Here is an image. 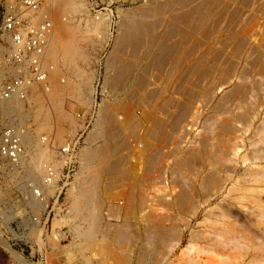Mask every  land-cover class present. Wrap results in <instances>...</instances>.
Instances as JSON below:
<instances>
[{
	"label": "rangeland",
	"instance_id": "rangeland-1",
	"mask_svg": "<svg viewBox=\"0 0 264 264\" xmlns=\"http://www.w3.org/2000/svg\"><path fill=\"white\" fill-rule=\"evenodd\" d=\"M83 1H85L84 3L86 8L88 7L87 11H89L90 15H98L97 17H100L103 13H111L113 18V34L108 41L109 43L99 49L100 60L94 65L98 69V79L94 81L96 93L93 108L89 110L87 106L67 96L63 99L64 103L62 106L65 108V113L72 115L77 122L79 121L76 125L78 129L76 128L77 131L75 133L79 136V147L77 146V148L82 149V147L91 144L90 141L97 145L104 141L102 140V136L87 140L89 133L93 129L95 109L103 99L109 98L110 100L121 101L122 105L123 103L127 105L128 109L130 108L133 112L135 111V115L141 118L136 120L132 127L131 125L128 127V131L130 132L126 131L127 129L124 132L120 130L118 133L119 136H117L119 138L117 139L115 137V140L117 139L116 141L120 140V149H117L119 155L117 156L124 158V163H121V167L123 165L125 166V168L123 167V175H125L123 178L119 177L117 180L120 183L113 185V187L112 185L108 186V182H110L108 181L110 180L109 177L106 174L101 175L102 185L100 186V190H107L105 191L107 192L106 194H102V198H105L108 202L102 204L100 212L103 215L104 225L106 224L105 232L108 234V238L107 244H101L97 241L96 245H105L106 250L109 251V253L105 251V254H107V257L105 256V259H107L106 262L108 264H122L125 262L126 257L129 259L128 255L131 252L132 255L129 256L130 259H133H126L129 261L126 264H136L137 261L140 264H177L176 261L179 264H192L194 262L199 264H264V67L261 68L258 62L248 64L242 60L238 73H242L241 70L243 71L245 68L246 71L248 70L243 74L245 75L243 79H240L241 81L239 80L237 86H234L237 83L236 80V82L234 81L216 90L213 97L211 96L213 90V67L210 64L212 63V58L210 56L211 51H209L210 45L213 42L212 39L207 40L202 35V37H199L198 34L199 38L194 37L197 39L193 47L188 46L189 48L186 54L188 57H185L187 62L182 67H179L180 69L177 68V70H174L169 68L171 67V62L165 61L162 69L157 72L159 74H150L151 81L149 80L150 82L147 85L139 84L133 76L123 77V81L120 80V82H117L118 85L115 86L116 88L119 87V89H112V92L115 93V96H113L114 93H107L108 89L104 87L103 82L105 75L110 74L109 70L105 67V61L112 50L113 37L119 33L117 29L119 14L117 11L122 7V9L131 8L134 4L136 6L141 5L146 0H138L133 4L129 0ZM3 2L7 3V0H0V10L2 9ZM66 15L64 13L62 18L66 19ZM248 15L249 13L247 12L243 16ZM258 36L255 33V37L253 38L259 39ZM173 38L176 39V36L172 35L169 39L174 40ZM201 42L203 43L201 44ZM215 42L216 45L219 44L218 41ZM3 44L5 42L3 41V34L1 33L0 45ZM218 46L226 48V52L229 51L227 55H232L231 53L235 49L232 42L230 45L227 44V46L223 44ZM141 51V49L138 50L136 54L140 55ZM131 52L133 51L128 49L120 50L121 57L127 59L131 57ZM248 52L247 50L246 55ZM1 53L0 51V69L10 66L7 61L5 62L1 59ZM94 53L96 51L91 49V56ZM199 56L202 57L200 58ZM204 57L207 58L205 59ZM196 59L197 61L201 59L198 62H202V69L198 70V72H190V67L187 66L196 63ZM85 65L84 63H80L82 68ZM87 67L89 68V66ZM87 67L85 66L84 68L87 69ZM142 70H138V72ZM189 73L190 76H188ZM12 74L14 75L15 73L6 74L7 76L5 78L12 76ZM62 76H64L63 73H58L57 79H66L65 76ZM208 77L210 78L208 79ZM2 81L0 80V91ZM158 85L159 88H164V95L161 98V102H166V107L170 109L163 108L160 103H153L147 96L150 90L156 89V87L158 88ZM116 90L119 91L117 92ZM187 91L189 92V96ZM0 97H3L1 92ZM119 98L121 99L119 100ZM187 99H189L191 103L190 108L193 110L190 109V113L182 119H179L176 125H174L170 119L175 114H178L177 102ZM128 102L132 105H129ZM171 102H176V105L170 104ZM118 108L111 111L113 117L117 110H126L122 106ZM113 111L115 112L113 113ZM119 111L117 114L122 112ZM170 113L174 115L172 116ZM145 114L148 116L145 117ZM162 119L163 121H161ZM155 121L161 122L160 125L156 127ZM6 123L18 124L17 126L22 128V130L23 128L24 130L28 129L29 126L34 127V121L30 117L19 120L16 115L9 114L8 116H2L0 113V128ZM139 124H143V126L137 127ZM164 130L166 133H164ZM113 131L115 132L116 130ZM64 134L66 135V132ZM106 139H109V137ZM138 140L141 143L144 141V144L142 143V145ZM78 159L76 157L75 162H77L73 170L69 172V178L63 176V167L65 165L57 170L56 175H59L57 179L59 182L56 180L58 182L56 183L62 188L61 191L60 189L54 188L55 190L53 189L54 191L50 193L53 195L48 197L46 207L35 210L30 206V201H28L29 195L26 190L33 187L28 190L31 192L37 188L40 196H42L43 192L39 190L43 185L41 180L39 179V182L36 183V181H29L25 177V180H28L25 183H28H26L27 187H24L22 190L16 178L25 176L27 168H21V172L19 171L20 174H18L19 176H16V172L18 171L13 166H10V162L0 159V264H80V260L72 259L68 255L72 245L70 242L73 241L72 232L70 231L68 222L60 219L68 213L67 211L65 212L68 208L67 188L70 187V182H73L74 174L79 169L80 160L78 161ZM123 169L121 168V171ZM136 173L137 175H135ZM64 174H66V171ZM105 183H108L107 187ZM129 187H134V194H130L133 191L131 188L127 192ZM140 190L144 193L147 192V194L142 196L144 200L146 199L145 196L148 197V206L140 210L144 212H140L139 210L133 212L138 214L144 213L143 219H138V216L136 217L138 214L133 215L132 208L130 210V205L126 202L128 199L125 201L128 197L132 199V195L138 198L141 195ZM179 190L189 192V195L192 197H190L185 205L181 204L179 206L173 203L168 205L167 201L171 200L174 192ZM31 193L35 194V192ZM163 199L166 200L165 203H163ZM108 203L111 204V207ZM116 208L119 210L117 211ZM37 217L40 218L38 219ZM38 221L39 223H37ZM122 224H127V226H123ZM163 224L169 229L173 227L169 233L175 235L173 236L174 238L177 236L175 241L171 235L170 239L172 242L170 246H173L174 250L164 257L162 254L165 245L162 244V235L160 238H157L155 235L157 230H160L162 233L161 227ZM155 225H158L160 228ZM154 226L155 228H152ZM174 228L177 231H174ZM114 229H126L125 232H127L129 239L124 240V245L120 246V244L115 243V240H113ZM181 230L183 232L182 240L180 241L181 235L179 234ZM59 233L60 235L58 236ZM178 239L179 241H177ZM109 240L110 242H108ZM111 240L115 244L111 243ZM129 244L131 248L133 247L131 249L133 252L129 250ZM120 247L127 248L129 252L127 249H125L126 251L123 249L120 250ZM72 248L74 247L72 246ZM107 248L111 249L108 250ZM12 250L22 255L23 259H19L17 255L12 253ZM142 252L144 254H140ZM116 253L119 254L116 255ZM120 253H123V260L120 258ZM140 255L143 256L140 257ZM94 256L98 258L102 255ZM136 258L138 260H135ZM93 262L100 264L96 259Z\"/></svg>",
	"mask_w": 264,
	"mask_h": 264
},
{
	"label": "bare ground",
	"instance_id": "bare-ground-1",
	"mask_svg": "<svg viewBox=\"0 0 264 264\" xmlns=\"http://www.w3.org/2000/svg\"><path fill=\"white\" fill-rule=\"evenodd\" d=\"M8 1L11 2L12 0H7V2ZM129 1L133 4L138 0H129ZM84 2L85 1L83 0H43L39 8L36 9L34 12H32L33 18L37 20H40L42 18H48L51 21L50 30L45 36L46 41L44 46V52L42 54L43 62L41 65L42 68L46 69V79L45 81L42 82H33L32 84H30L29 87L27 88L25 97H20L17 95H12L6 98L0 97V113L2 114V116L3 115L8 116L9 114H12L13 116L16 115L17 118H19V120H24L25 118L30 117L34 121V127L32 128L31 126H29L32 129L28 127V129L24 130L23 128L22 130L21 128V138H22L21 140H22L23 148L21 153L19 154L18 157L19 159L17 160V162L10 163V166H13V168L16 171H18V172L15 171L16 176H19L18 174H20L19 171L21 172L20 170L21 168L23 169L27 168L26 175L24 173L25 176H23L22 178L18 177L17 179L15 175H13V177L16 178L17 183L22 190L24 187L25 188L27 187L26 183H28V182L25 183V181H28L27 179L25 180V177L28 178L29 181L30 180L36 181V183L39 182L40 179L43 184L42 188L41 189L39 188V190L43 192L44 195V196L42 195L43 197L40 195L38 196L36 193L32 194L31 192H34L33 190L31 192L28 191L33 187L28 188L26 190L29 195L28 201H30L29 203L30 206L33 208V210L46 207L48 202V197L53 195L50 193H52V191L55 190L54 188L60 189V191L62 189L57 184L59 182L57 180L59 178V175H56V173L57 170L62 168L67 163L70 156L60 153L59 147L63 143L67 142V140H71L73 138V136L75 135L78 129L76 125L79 122V121L77 122L72 115H68L67 113H65L66 112L64 111L65 108H63L62 106V104L64 103L63 99L67 96L68 98L73 99L87 106L89 110L93 108V105H95V93H96L94 81L98 79V69L94 65H96L100 60L99 49L105 47L107 43H109L108 41L113 34L112 33L113 18L111 13L110 12H108L107 14L103 13L100 17H97L98 15L97 16L90 15L89 11H87L88 7L86 8ZM122 8L119 9V11H117L119 14L118 17L119 21H117L118 19L116 20L118 25V28L117 27L116 28L119 30V33L118 35L113 37L112 50L110 54L107 56V59L105 61L106 62L105 67L110 72V74L105 75L104 77L105 80L103 82L104 87L108 89V92L106 91L107 93L112 92V89L113 90L119 89V87L118 88L115 87L116 85H118L117 82H120V80H122L123 77L126 76H133L139 84L147 85L151 81L150 74L151 73L155 74L159 72L158 70L162 69V66H164L165 61H170L171 67L169 68H172L174 70L175 69L177 70V68L182 67L183 64L184 63L186 64L187 62L185 57L186 58L188 57L186 55L189 48L188 46L193 47L194 42L197 39L194 37H198V34L199 37L202 35L207 40L212 39L213 42L209 48L210 49L209 51H211L210 56L212 58L211 61L212 63L210 64H212L211 66L213 67V74L211 73L212 84H213V90L211 92L212 93L211 96L214 95L216 90H219L221 87L231 84L234 81L236 82V80L237 83H235L234 86L238 85L239 80L243 79V77L245 76L243 74H245L248 71V70L246 71V68L244 67L245 69H243V71L241 70L242 73L240 72H239L240 74L238 73L239 65H241L240 63L242 60L248 64L258 62L261 68L264 67V51H263L264 0H146L143 1L141 5L136 6L134 4L133 7L131 8L128 9H122ZM247 12L249 13V15L243 16ZM64 13L68 15V17L66 15V19L62 18V15ZM255 33L257 36L259 35L258 36L259 39L253 38L255 37ZM2 34H3V41L5 42V44L0 45V51L2 52L1 59L5 61V59H3L4 57L3 55L11 49V42H10V37L7 33H2ZM172 35L176 36V39L173 38L174 40H170L169 38L170 36L172 37ZM215 41H218L219 43V44L217 43L218 45L223 44L225 46H227V44L230 45V43L232 42L235 48L234 52L231 53L232 55H227L229 51L226 52L227 51L225 50L226 48H222L216 45ZM7 42L8 44H6ZM203 42H201V44ZM200 45L199 47H201ZM91 49L96 51L97 54L94 53L93 56H91L90 54ZM122 49H128L133 51L131 52L132 55H130L131 59L121 57L122 52L120 54V50ZM140 49L142 50L141 54L140 55L136 54L137 51ZM247 50L249 52L246 55ZM198 61L194 64L190 63L191 66H187L190 67V72L191 71L198 72V70L202 69L203 64L201 61L200 62ZM80 63L86 64L85 66L86 67L89 66L90 69L88 67L87 69H85L84 68L85 66L83 67L84 68L83 69L81 67L82 65L80 66ZM141 69L143 70L138 72V70ZM11 73L16 74V68L12 64H10V66L8 67L0 69V80H3L7 76L6 74H11ZM58 73H63L66 79L60 78V80H58L57 79ZM202 75L204 74L202 73ZM172 76L174 77V75ZM188 76H190V73ZM210 77H208V79ZM163 89H164L163 87L159 88L158 85V88L156 87V89L150 90L147 96L150 98L151 101H153V103H158V104L160 103V105H162L163 108L170 109L169 107H166L167 104L166 102L165 103L161 102V98H163L164 95ZM113 93L114 92H112V94ZM187 94L189 96L188 91ZM113 96H115V93ZM221 98L223 97L221 96ZM120 99L121 98H119V100ZM101 101L102 102L99 105H97V108L95 109L96 113L94 117V124L92 126L93 129L89 133V136L87 135L88 136L87 140L96 139V137L102 136L103 137L102 140L104 141L101 142L99 145L95 144L94 142L92 143V141H90L91 144L88 145L86 144L87 146L83 145L84 147H82V149L80 148L77 150V154H75V159L76 157L79 158L78 161L80 160V166H78L79 169L74 174L73 182H70V187L67 188L68 208L67 210H65V212L67 211L68 213H66L67 215L65 216L63 215L64 217L62 216V218H60L68 222V225L71 229L70 231L72 232L73 241L70 242L72 245L71 248L69 249L68 255H70L72 259L80 260V264H95L93 262L94 259L99 261L100 264L101 263L108 264L106 262L107 259H105V256L107 255L105 254L106 253L105 251H107L105 245L104 246L96 245L97 241L101 244L102 243L107 244L106 242L108 238L107 236L108 234H106L105 232L106 224L104 225L103 215L100 212L102 204L108 202L106 201L105 198H102V194L103 193L106 194L107 192L105 191L107 190L105 191L100 190V186L102 185L101 175L106 174L110 179L108 180L110 181L108 182L109 184L105 183L106 187L107 184L108 186L112 185L113 187V185L120 183V181L117 182V180L119 177L123 178V176L125 175V174L123 175V171H124L123 167L125 168V166L123 165L121 167V165L124 163L123 162L124 158L117 156L119 155L117 149L120 147V143H119L120 140L116 141L119 138L117 136H119L118 133L120 130L124 132V130L127 129L126 131H128L129 130L128 127H130V125L132 127L133 123L136 122V120L141 119L140 117L135 115L134 113L135 111L133 112L132 110H130V108L128 109L127 105H124V103L122 105L121 101H114V100H110L109 98L103 99ZM175 103L171 102L170 104L176 105ZM190 104L191 103L189 102V99L177 102L176 106L178 107V111H177L178 114L175 115L173 114L174 115L173 116L170 113L173 116V118L171 117L172 120L170 119L169 116L170 121L173 122L174 125H176L179 119H182L188 113H190L191 111L190 109H192L190 108ZM214 104L216 105V103ZM129 105L132 104L129 103ZM120 106H122L126 110L124 111L121 110L122 112L117 110L116 114L113 117L111 115V111L115 110L116 108L119 109L118 107ZM151 107L153 106L151 105ZM118 111L121 113L117 114ZM169 111L171 112V110ZM114 112L115 111H113V113ZM146 116L148 115L145 114V117ZM161 121H163V119ZM160 123L159 121H155L156 127L160 125ZM139 126H143V124L141 125L139 124L137 127ZM113 130L116 131L114 132ZM64 132H66V135L64 134ZM164 133H166L165 130ZM108 137L109 139H106ZM115 137H117L116 140ZM140 152L142 153V151ZM134 154L136 155V153ZM49 168L53 170L50 179L46 177ZM121 168L123 169L122 171ZM135 175H137V173ZM44 180H48V181L45 182ZM131 184L133 183L131 182ZM130 188L131 187H129L128 191L127 190L126 191L129 192L134 187L131 189ZM140 192H141L140 196L147 194V192L144 193L141 190ZM175 192L171 200L167 201L168 205H170L171 203L177 204L179 206L181 204L185 205V203L187 204V202L189 201L190 197H192L191 195H189L190 193L185 190H179L176 193ZM132 193L134 194V189L133 191L130 192V194ZM131 197L133 198L131 199L128 197L125 199V201L128 199L126 202L130 205V210L132 208V212L138 210L140 211L141 209L143 210L144 207L148 206L149 201L147 196H145L146 197L145 200L143 196L137 198V196L134 197L132 195ZM163 201H164L163 203L166 202V200L164 199ZM108 205L111 207V204L108 203ZM116 209L117 211L119 210L118 208ZM196 211L198 212V210ZM196 211L195 213H197ZM140 212H144V211H140ZM136 214L138 213L133 212V215ZM143 216L144 213L136 215L138 219L141 218L143 219ZM37 223H39V221ZM122 225L127 226V224H122ZM155 226L152 228H155ZM161 228H162L161 230L162 233L160 232V230H157V233L155 232V235L157 238H160V236L162 235L161 236V238H163L162 244L165 245L162 254L164 257L165 255H168L170 252L174 250L173 246L172 247L170 246L172 242L170 238L171 235L172 237L175 235L169 233V231L173 227L172 228L170 227L171 229H169L167 226L163 224ZM125 230L114 229L113 231L114 238L113 237L112 238L113 240H115V243L120 244V246L124 245V240L129 239L128 238L129 236L127 232H125ZM173 230L177 231L176 228H174ZM127 231L129 232V230ZM182 232L183 231L181 230L179 234L181 235L180 241L182 240L181 238ZM59 235L60 233L58 234V236ZM177 241H179V239ZM108 242H110V240ZM111 243L115 244L114 242H112V240ZM72 246L74 248H72ZM132 248L130 247L129 250L132 251L131 250ZM107 249L109 250L111 248H107ZM119 249L125 250L127 248L124 249L120 247ZM120 250L118 251L120 252ZM129 250L127 249L128 252ZM12 253L17 255L19 259H23L22 255L16 253L14 250H12ZM107 253H109V251H107ZM123 253H120L121 260L124 259V257H122ZM130 253L129 255L131 256L132 253L131 254ZM117 254L119 253H116V255ZM140 254H144V253L142 252ZM94 255L96 256L102 255V256L96 258ZM129 255H128L129 259H127L126 257L124 260L125 262L122 261L124 264L129 262L127 260L133 259V258L130 259ZM141 256L143 255H140V257ZM137 258L135 260H138ZM176 262L177 264H179L178 261ZM137 263L140 264V262L138 261ZM172 263H174V261H172ZM192 264H199V263L194 262Z\"/></svg>",
	"mask_w": 264,
	"mask_h": 264
},
{
	"label": "built area",
	"instance_id": "built-area-1",
	"mask_svg": "<svg viewBox=\"0 0 264 264\" xmlns=\"http://www.w3.org/2000/svg\"><path fill=\"white\" fill-rule=\"evenodd\" d=\"M4 1V0H3ZM43 0H12L2 4L0 10V34L10 37L11 49L4 54L7 63L16 68V74L3 79L1 95L25 97L27 88L33 82L46 79V69L42 68L46 34L50 30V20L33 18L32 12L39 8ZM79 136L75 134L71 140L63 143L60 153L70 156L63 167V176L69 178V172L75 166V154L79 147ZM23 148L21 128L13 123H6L0 128V159L16 163ZM66 171V174L64 172ZM52 169H48L50 179ZM45 182L48 180H44ZM40 195L37 188L34 189Z\"/></svg>",
	"mask_w": 264,
	"mask_h": 264
}]
</instances>
